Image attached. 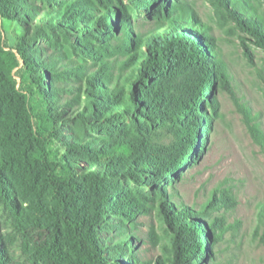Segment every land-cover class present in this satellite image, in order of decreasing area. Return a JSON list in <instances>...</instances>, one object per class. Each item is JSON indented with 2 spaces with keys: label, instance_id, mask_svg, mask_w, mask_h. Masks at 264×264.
Wrapping results in <instances>:
<instances>
[{
  "label": "trees",
  "instance_id": "obj_1",
  "mask_svg": "<svg viewBox=\"0 0 264 264\" xmlns=\"http://www.w3.org/2000/svg\"><path fill=\"white\" fill-rule=\"evenodd\" d=\"M40 1L31 40L60 36L84 58L48 67L25 37L8 51L0 29V199L17 214L15 195L27 205L25 226L47 235L28 250L41 264L135 262L127 224L146 209L147 186L171 235L161 264H211L224 228L208 209L224 200L212 191L195 210L172 202L164 186L198 161L218 110L215 87L229 85L208 27L178 0H136L156 23L144 33L133 32L124 0ZM211 1L264 51V0ZM37 13L27 0H0V18L22 29ZM20 63L21 88L12 75ZM249 131L264 143L256 125ZM103 230L115 235L101 238ZM0 264H14L1 228Z\"/></svg>",
  "mask_w": 264,
  "mask_h": 264
},
{
  "label": "rangeland",
  "instance_id": "obj_2",
  "mask_svg": "<svg viewBox=\"0 0 264 264\" xmlns=\"http://www.w3.org/2000/svg\"><path fill=\"white\" fill-rule=\"evenodd\" d=\"M124 1L131 7L134 33L155 28L152 12L136 0ZM178 1L193 12L200 24L208 27L218 55L225 64L229 85L226 89H221L218 84L215 87L218 110L211 131L204 136L205 147L198 161L186 166L175 182L164 186L172 192V202L195 210L208 202L212 191H216V199L224 200V204L208 209L209 219L224 228L223 240L213 247L211 264H264V220L261 214L264 208V143L254 141L249 131V125H256L264 135V51L217 12L211 0ZM27 2L36 5L40 13L25 29L0 18L6 49L15 53L18 42L25 37L28 49L48 67L54 64L62 69L82 60L84 57L81 58L60 36L50 38L44 34L31 40L45 5L40 0ZM71 41L74 42V38ZM23 73L20 63L12 74L19 88L22 87ZM60 83L55 87L65 90L66 85ZM59 93L68 98L65 93ZM35 99L38 100V96ZM125 187L137 191L134 184L125 183ZM152 190L147 186L141 189V201L146 209L132 224H127L133 227L135 240L130 251L136 259L133 263L124 260L125 264H161L167 255L166 248L171 247L170 232L158 215L154 202L145 198L150 197ZM12 201L17 214L0 199V228L7 252L14 264H41L28 248L47 235L25 226L22 220L27 214V205L15 195ZM114 235L115 232L103 230L100 237Z\"/></svg>",
  "mask_w": 264,
  "mask_h": 264
}]
</instances>
